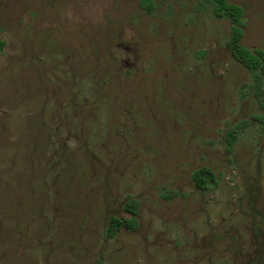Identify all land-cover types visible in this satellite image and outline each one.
<instances>
[{
	"label": "rangeland",
	"instance_id": "rangeland-1",
	"mask_svg": "<svg viewBox=\"0 0 264 264\" xmlns=\"http://www.w3.org/2000/svg\"><path fill=\"white\" fill-rule=\"evenodd\" d=\"M227 1L264 50V0ZM151 2L0 0V264H264V109L230 22Z\"/></svg>",
	"mask_w": 264,
	"mask_h": 264
},
{
	"label": "trees",
	"instance_id": "trees-1",
	"mask_svg": "<svg viewBox=\"0 0 264 264\" xmlns=\"http://www.w3.org/2000/svg\"><path fill=\"white\" fill-rule=\"evenodd\" d=\"M147 11L152 8L151 0H142ZM212 13L217 19L227 18L230 22L229 39L226 47L233 60L240 64L249 72L252 81V93L254 99L261 108L264 109V96L262 89V78L264 74V50L248 49L242 45L243 28H244V11L236 5L229 3L227 0H210ZM257 121L264 125V116L257 118ZM238 129L228 130L224 136V144L227 153H230L236 141ZM192 181L195 188L199 191H208L217 184V178L214 173L206 167H201L192 173ZM137 202L134 200L127 201L124 210L131 215L129 219L121 220L117 217H111L108 221L104 235L112 239L122 228L135 231L137 228Z\"/></svg>",
	"mask_w": 264,
	"mask_h": 264
}]
</instances>
